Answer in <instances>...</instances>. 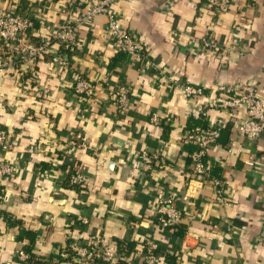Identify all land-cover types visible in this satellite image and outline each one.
<instances>
[{"label":"crops","instance_id":"0c3cea01","mask_svg":"<svg viewBox=\"0 0 264 264\" xmlns=\"http://www.w3.org/2000/svg\"><path fill=\"white\" fill-rule=\"evenodd\" d=\"M164 1L120 0L111 7L122 27L147 47L161 75L119 51L102 15L79 27L77 46L64 51V64L45 56L33 72L26 63L0 69V124L13 139L0 161L17 166L11 176H0L10 193L0 202V264H16L14 253L29 243L41 259L55 260L67 240L91 239L123 245L112 264H144L150 243L158 245V264H264V133L250 140L238 133L239 118L207 110L206 122L220 126L207 159L212 176L223 180L226 204L210 181L191 174L193 146L182 138L189 125L202 122L191 116L190 105H208L218 95L217 84L264 85V0H235L218 18L206 0H173L170 10L163 9ZM12 5L36 17L33 41L76 14L69 0H0V7ZM207 37L233 46L225 61L203 49ZM75 73L94 86L91 97L73 93ZM168 75L203 87L204 94L188 101ZM117 83L130 91L122 113L107 90ZM155 112L162 117L158 125L150 122ZM78 130L87 145L69 150V133ZM142 150L160 151L150 171L137 165ZM65 155L84 169L82 187L67 183ZM161 197L173 198L193 219L163 229L154 216ZM23 230L35 233L33 242L18 238Z\"/></svg>","mask_w":264,"mask_h":264},{"label":"built area","instance_id":"2783aa9c","mask_svg":"<svg viewBox=\"0 0 264 264\" xmlns=\"http://www.w3.org/2000/svg\"><path fill=\"white\" fill-rule=\"evenodd\" d=\"M71 7L76 12L74 18L62 24L53 31L47 38L33 41L29 38V33L33 31L36 17L27 9H22L17 5L10 7H0V69L13 68L21 63H26L32 72L33 65L42 57H49V62L54 65L64 64L63 54L66 50H73L78 43L77 31L82 25L88 24L95 17L102 15L106 19V32L110 41L116 43L122 53L132 54L141 64L143 70L152 69L156 75H161L162 71L155 60L147 51V47L139 37L127 29L123 28L118 17L112 11L113 3L120 0H69ZM174 4L173 0H165L163 9L170 10ZM213 18H218L221 14L229 11L235 0H206ZM203 49L213 53L221 61H225L233 51V46L219 42L207 37L202 40ZM54 44L59 46V50L52 51ZM244 49L241 50L243 55ZM172 86L178 90L182 97L192 101L204 94V88L193 85L180 78L166 76ZM218 95L212 99L208 105L191 104L189 111L195 119H202L204 124H194L189 126L182 138L185 142L193 146L189 154V169L194 178L200 181H210L215 192L219 196V202L226 204L220 195L223 191V180L213 177L210 169V162L207 159V149L215 144L220 136V126L206 122L207 110L225 111L228 115L239 118L236 124L238 133L250 140H256L264 133V85L261 83L242 82L238 84L220 83L216 86ZM75 95L89 98L94 94V86L80 73H75L72 87ZM108 94L113 100L117 111L122 113L130 103V91L127 85L117 83L107 86ZM241 114V115H240ZM162 117L156 112L151 115L150 122L154 125L160 124ZM87 139L81 131L69 133L67 147L69 150L85 148ZM13 146L12 132L0 124V152L6 153ZM230 145L228 150H232ZM68 152V151H67ZM160 160V151L147 152L142 150L139 154L137 165H141L144 171H150L155 163ZM62 162L68 167L67 181L70 185L82 187L86 182L84 169L80 167L71 168L72 160L65 155ZM16 164L5 160L0 161V176H11L15 171ZM10 193L4 187L0 188V202H7ZM157 223L167 230L181 224L184 219L192 220V215H185L179 208L175 200L171 197H161L157 199L155 210ZM77 219L86 224L87 218L78 215ZM158 245L150 243L143 253L144 264H158L159 255L156 253ZM122 246L109 241L91 239L85 243H66L59 249L57 255L65 259L68 264H112L120 257ZM29 254L23 250H17L13 259L16 264H29L27 259ZM4 264H14L13 260H8ZM47 264H60L58 258L48 260Z\"/></svg>","mask_w":264,"mask_h":264},{"label":"trees","instance_id":"16d2710c","mask_svg":"<svg viewBox=\"0 0 264 264\" xmlns=\"http://www.w3.org/2000/svg\"><path fill=\"white\" fill-rule=\"evenodd\" d=\"M66 51H70V50H66ZM194 124H197V123L196 122L195 123H192L189 126H192ZM199 124H204V122H200ZM76 167H77L76 166V163L72 161L71 168H74L75 169ZM67 183H68V181H67ZM70 186H72V185H70ZM73 187H76V186H73ZM0 188H1V186H0ZM178 226H176L174 228H178ZM184 231H185L184 226H180L179 229H178V233L182 235L184 233ZM34 236H35V233L34 232L23 230V231H21V234L19 235L18 238L19 239H22V238L25 237V238L29 239L31 242H33ZM69 242H70V240H67V243H69ZM121 246H123V245H121ZM22 249L25 250L29 254V258L27 259V262L28 263H31V264L32 263L33 264H47L48 263V260H50V259L44 260V259H41L39 256L35 255L33 253V251H32L31 243H29V245L24 246ZM144 252H145V250H144ZM55 256L58 258V262H60L62 260H65V259L59 258L57 254Z\"/></svg>","mask_w":264,"mask_h":264}]
</instances>
